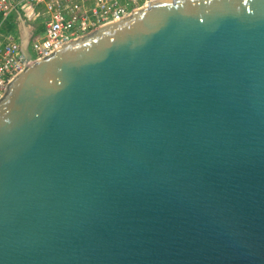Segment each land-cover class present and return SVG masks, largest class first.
<instances>
[{
	"label": "water",
	"instance_id": "1",
	"mask_svg": "<svg viewBox=\"0 0 264 264\" xmlns=\"http://www.w3.org/2000/svg\"><path fill=\"white\" fill-rule=\"evenodd\" d=\"M0 264H264V0H158L16 76Z\"/></svg>",
	"mask_w": 264,
	"mask_h": 264
},
{
	"label": "built area",
	"instance_id": "2",
	"mask_svg": "<svg viewBox=\"0 0 264 264\" xmlns=\"http://www.w3.org/2000/svg\"><path fill=\"white\" fill-rule=\"evenodd\" d=\"M158 0H0V99L33 61ZM20 16L33 27L31 59L21 50Z\"/></svg>",
	"mask_w": 264,
	"mask_h": 264
}]
</instances>
